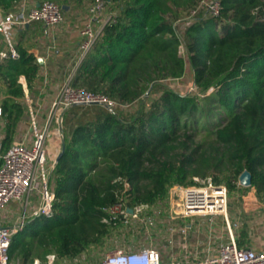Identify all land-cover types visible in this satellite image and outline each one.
Masks as SVG:
<instances>
[{
    "label": "trees",
    "instance_id": "1",
    "mask_svg": "<svg viewBox=\"0 0 264 264\" xmlns=\"http://www.w3.org/2000/svg\"><path fill=\"white\" fill-rule=\"evenodd\" d=\"M21 1L0 0V7L9 12ZM56 1L65 12L83 0ZM201 1L107 0L115 13L71 83L119 104L65 110L62 156L49 180L53 213L13 236L12 263L46 261L51 253L77 258L123 223L106 208L121 200L130 208L159 204L172 185H192L194 177H212L231 192L248 170L250 187L264 199V0H220L218 15L200 8L179 29L176 21ZM25 37L27 30L17 57L0 61L2 152L29 120L20 77L32 96L42 69ZM188 66L197 91L181 93L167 80L183 77ZM125 180L131 187L124 193Z\"/></svg>",
    "mask_w": 264,
    "mask_h": 264
},
{
    "label": "built area",
    "instance_id": "2",
    "mask_svg": "<svg viewBox=\"0 0 264 264\" xmlns=\"http://www.w3.org/2000/svg\"><path fill=\"white\" fill-rule=\"evenodd\" d=\"M106 4L107 0H94L90 5L91 17L81 30V52L74 64V71L100 37L103 27H95L93 20L102 13ZM200 8H206L212 15H218L221 2L202 0L199 7L192 10V14L195 15ZM113 15L106 19L105 24ZM34 21H41L49 28L56 27L65 21L64 6L56 0H40L29 6L26 0H22L15 10L9 12L0 7V33L8 47V50L0 51V60L8 54L18 56L15 47L16 32ZM71 79L58 87L55 94L48 99L46 109L43 108L44 99L41 94L32 97L27 92L29 123L26 132L7 151L2 152L0 145V264H13L10 261L13 236L23 231L30 219L49 217L53 213L55 194L49 188V180L63 148L62 120L65 110L73 104L97 103L108 109H114L119 104L103 93L74 86ZM2 111L0 107V115ZM56 140L59 141L58 151L50 152L47 144L53 143L56 146ZM194 180L196 183L192 185L174 184L170 188L167 199L170 215L167 222L202 217L214 221L222 216L227 226L226 240L217 246L209 243L201 257L188 255L172 260L164 259L156 247L132 248L130 245L107 253L100 264H264V249L257 250L238 244L235 232L238 224L233 225L229 217L228 187L225 184H216L212 177H194ZM130 187V182L125 180L124 193ZM11 202L19 203L17 214L14 210L6 211ZM129 209L127 202L121 200L106 208V211L113 219H120L126 225L133 221L144 222L145 215L151 212L158 217L163 212L162 205L158 204L136 205L132 208L133 212ZM184 226L186 228L183 229H187L192 225ZM55 260V254H48L45 262L35 259L34 264H54Z\"/></svg>",
    "mask_w": 264,
    "mask_h": 264
},
{
    "label": "rangeland",
    "instance_id": "3",
    "mask_svg": "<svg viewBox=\"0 0 264 264\" xmlns=\"http://www.w3.org/2000/svg\"><path fill=\"white\" fill-rule=\"evenodd\" d=\"M206 1L210 2L213 0H205V2ZM91 3L92 2H89V0H83L82 3H78V8L81 9L79 12L86 15L89 14L90 5L88 6V4ZM203 6H205V4ZM114 13L115 11L111 7V4L107 2L106 8L97 17L105 16L106 18L104 19H107L108 15ZM90 17L91 13L88 18ZM193 17L194 15L192 12H185L181 18L176 21V25L179 29L183 30V28L193 20ZM34 37V34L29 36V39H32V43L35 41ZM27 38L28 36L25 37V40H27ZM182 53L184 54V51H182ZM167 83L174 90L181 93L197 91L193 82V73L189 66L183 77L168 79ZM148 95L149 94L146 96ZM32 97L36 96L33 94ZM153 97H156V94H152L151 98ZM128 107L131 108L129 105ZM28 121L26 117L24 128H27ZM21 134L22 133L19 134L17 141L21 139L23 135ZM54 143L56 144L55 148L47 144L50 152H57L58 150L59 141L56 140ZM49 155L51 154L49 153ZM261 199L262 198L255 192L254 187L244 186L240 182L234 191H229V217L233 225L234 223L238 224L237 230L242 231V233H244V231L245 233L248 232L252 226L253 220V217L250 218V215H252L250 210H255L257 207L260 208L258 205L264 206V199ZM158 205H162L163 209L159 217L151 212L149 215H145L144 222L136 223L133 221V223H128L127 225L119 223L112 227L110 234L104 238L102 243L89 246L88 249L77 258H56L54 264H100L107 253L119 248H127L130 245L132 248H142L145 246L156 247L160 250L162 257L169 260L174 258L181 259L188 255L191 257H201L209 242L216 246L227 239L226 221L222 216L214 221L202 217L178 219L167 222L166 219H168L170 215L169 202L164 201ZM189 224L192 226L183 229L186 228L184 225ZM169 227L174 229H170ZM242 238L246 239L243 235Z\"/></svg>",
    "mask_w": 264,
    "mask_h": 264
},
{
    "label": "crops",
    "instance_id": "4",
    "mask_svg": "<svg viewBox=\"0 0 264 264\" xmlns=\"http://www.w3.org/2000/svg\"><path fill=\"white\" fill-rule=\"evenodd\" d=\"M26 1L28 5L31 6L35 2H38L40 0H26ZM89 5L91 4H88V6ZM79 10L81 9L78 8L77 3H74L72 8L70 6H66L65 21L54 28L47 27L41 21H34L29 25L25 26L24 28L18 29L16 32L15 43H17L20 40V33L24 30H27L28 37L33 34L35 36L34 37L35 41H33L34 45L31 51H33L39 57V59L42 58L43 62H42V69L39 78L36 82V90L34 95L38 97L41 94V98L44 99L43 100L44 109L48 107V99L55 94L58 87H60L62 83H64L68 79L72 78L75 72L74 64L81 52L80 45L83 40L81 30L84 27L86 21H88L89 19L88 17L90 15V13L87 15L83 14L79 12ZM110 16L111 15H108L107 19ZM104 18L106 17L104 16V17L94 18L93 20L94 26L98 27L99 29L104 27L103 25L105 24L106 21V19ZM1 50H8L7 43L2 33H0V51ZM3 59H1L0 61H2ZM20 81L24 84V88L27 94L29 90L27 87V82L25 77L21 76ZM1 97H3L2 94ZM23 128L24 125L20 132L22 134H24L27 130V128H24V130ZM4 132H5V122L2 115H0V145H2ZM51 146L55 148V145L53 143L51 144ZM258 206H260V208L257 207V209L255 210L249 209L252 212V215L249 214L250 218L253 217V220H252V226L248 230V232L245 233L244 231V233H242V231L237 229L235 230V232L237 234L238 241L241 239L242 235L246 237V239L243 240L244 247L249 246L257 250H263L264 249V206L262 205H258ZM18 208H19L18 202H11L7 206L6 211L14 210V213L17 214L18 212L16 210ZM33 220L34 219H30L28 224L30 225ZM28 224L26 225V228ZM13 264H20V261L17 260Z\"/></svg>",
    "mask_w": 264,
    "mask_h": 264
},
{
    "label": "water",
    "instance_id": "5",
    "mask_svg": "<svg viewBox=\"0 0 264 264\" xmlns=\"http://www.w3.org/2000/svg\"><path fill=\"white\" fill-rule=\"evenodd\" d=\"M63 6H64V8H65V5H63ZM40 62H41V63L43 62L42 58H40ZM61 156H62V151H61V152L59 153V155H58V160L61 158ZM239 182H240L242 185H244V186H251V184H252V174H251V172L248 171V170H245V171L241 174V176H240V178H239ZM129 211H130V212H133V209L130 208Z\"/></svg>",
    "mask_w": 264,
    "mask_h": 264
}]
</instances>
